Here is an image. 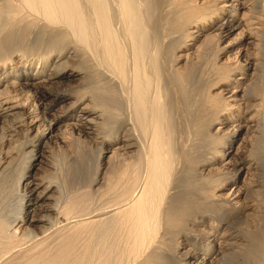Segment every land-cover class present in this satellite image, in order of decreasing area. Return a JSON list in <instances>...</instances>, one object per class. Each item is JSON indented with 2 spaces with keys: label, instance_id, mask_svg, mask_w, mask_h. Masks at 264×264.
<instances>
[{
  "label": "bare ground",
  "instance_id": "bare-ground-1",
  "mask_svg": "<svg viewBox=\"0 0 264 264\" xmlns=\"http://www.w3.org/2000/svg\"><path fill=\"white\" fill-rule=\"evenodd\" d=\"M0 2V264H228L248 245L255 261L264 59L252 49L264 0ZM116 84L127 112L113 132L98 102L117 101ZM61 118L109 154L79 200L52 175Z\"/></svg>",
  "mask_w": 264,
  "mask_h": 264
},
{
  "label": "rangeland",
  "instance_id": "rangeland-1",
  "mask_svg": "<svg viewBox=\"0 0 264 264\" xmlns=\"http://www.w3.org/2000/svg\"><path fill=\"white\" fill-rule=\"evenodd\" d=\"M241 12H243V10L238 11L237 14L238 13L241 14ZM260 35L264 39V29L261 30ZM227 41H229V39L228 40L226 39L223 45H226ZM263 47H264V43H263V46L259 45L257 48L254 46L252 49V53L254 54V56L256 55L258 57L256 58L258 62H261L264 59V48ZM229 49H234V48L229 47ZM254 56H251V57H254ZM261 67H262V64H259V69ZM110 92L115 94L117 101H114L112 99L113 96L111 94L112 98L110 100V98L108 97V102L106 105H102L101 102H98V104H99V108H102V109L105 108L106 111H108V115L112 119V121L109 122V125H110L109 128H112L113 132H115L117 130V127L119 125H122V122L125 120L124 113L127 112L126 110H124L125 109V104H124L125 93L121 88H119V85L117 87V84L111 86ZM163 95L167 97L165 93ZM60 105L61 104L59 102L53 103L50 107V113H53ZM77 111L79 112V109ZM128 111H129V108H128ZM176 117H177L176 113L171 116L172 125L174 128H176V123H175L177 121L175 120ZM71 121L73 120L61 118L55 124L54 129L51 132V135H52L51 137L55 141L51 144L52 151L54 153L53 157H54V164H55V169L52 170V173L54 174L52 175H54L58 179V181H60L61 185L64 187V191L72 198V200H79L86 195L92 194V189H93L92 187L94 186L95 182L97 180H101L102 177L104 176V173L106 171V168H104V165H105V161L107 160V157L109 154H107L106 150H104L106 148L105 144H102L100 142L102 138L97 139V138H92L89 136L88 137L83 136V138L79 139L76 136L71 135L70 133H65V129H66L65 126L67 123ZM218 126L219 125H216V128ZM118 128H122V127L119 126ZM109 133L110 132L108 131L106 132L107 135ZM243 133H245V129L242 132V134ZM63 137L66 138V142L61 141ZM238 144H239V141L234 143V145L236 146ZM29 146L30 147H28V150L31 149V147H33L31 145ZM44 146H45L44 144H41L39 148L41 147L44 148ZM228 147L229 146H227L225 150L229 151L230 149H232L233 151L234 147L233 148H228ZM39 148L37 147V149ZM234 152H232L229 156H231ZM33 158H32L33 160H31L30 162V167L28 170L29 173L26 176V178H29L31 176L30 174L35 176L37 168L39 164L41 163L39 159H37V156H33ZM242 165H244L243 161H240L239 164L237 165V168L239 169ZM26 178L23 179L24 182L27 181L25 180ZM240 179L241 180L238 179V181L235 184L233 182H231V184H226L227 189L225 191L228 193L230 191V189L228 188H234V187H237V185L240 186L242 184L243 175H241ZM0 188H1V192L5 195L7 193L6 186L4 187L0 186ZM259 189L260 191H262L264 188H259ZM253 195L256 196L258 199L259 198L262 199L264 196V191L262 192L258 191L257 193ZM224 206H226L227 210L233 209L231 202L229 201L228 198L224 200V203L222 204L221 208H223ZM256 214L264 215L257 211L252 213V215H256ZM243 217H244L243 214H240V215H237V217L235 216L232 220L238 221L240 219H243V222H244L245 220L249 219V218H243ZM240 230L244 232V236H245V232L247 230L245 228L244 229L241 228ZM238 242L249 244V242H246L243 239L238 240ZM262 242H264V238ZM248 246L250 247V245ZM248 246H246L245 248L248 249L249 248ZM251 247L253 246L251 245ZM254 248L256 250V255H255L256 260L255 261H253L255 257L253 258L251 257L254 254V249L253 251H251L252 248L250 250L251 252H253L252 255L250 251L248 252L249 249L248 250L245 249L244 251L241 249V252L243 251L242 252L243 254L240 253L238 254L239 256L236 255L237 258L235 257V259L233 258L234 260L230 262L228 261L229 262L228 264H260L259 262L263 264L262 262L264 261V257L262 256V254H264L263 248L259 249L256 246ZM240 255L242 256V258ZM243 255H245L246 257ZM260 258H262V261ZM175 264H178V262H176Z\"/></svg>",
  "mask_w": 264,
  "mask_h": 264
}]
</instances>
